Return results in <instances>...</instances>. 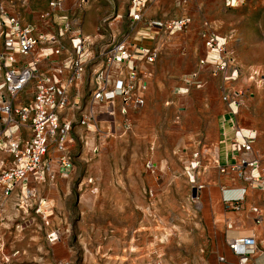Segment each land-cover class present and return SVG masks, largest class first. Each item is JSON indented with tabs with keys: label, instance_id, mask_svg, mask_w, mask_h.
Here are the masks:
<instances>
[{
	"label": "rangeland",
	"instance_id": "1",
	"mask_svg": "<svg viewBox=\"0 0 264 264\" xmlns=\"http://www.w3.org/2000/svg\"><path fill=\"white\" fill-rule=\"evenodd\" d=\"M66 1L52 15H64L69 24H77L74 28L78 24L95 28L103 36L99 40L113 34L115 41L127 36L134 42L144 32L142 24L129 28V0H88L84 9L76 0ZM182 15L207 21L214 33L227 39L225 53L240 56L235 91L241 93V102L235 119L242 126L258 127L252 149L264 178V0H243L233 8H227L224 0H194L186 5L154 0L145 19L163 21ZM199 25H188L171 37L159 35L163 45L156 69L164 75L154 100L161 98L162 106L128 112L126 129L116 102L112 109L91 102L90 80L102 68H98L99 52L107 43L96 46L89 38L85 46L89 60L74 94L78 107L71 114L76 121L93 108L94 116L87 126H78L77 120L71 127L66 147L70 172L65 178L55 175L52 182L29 185L33 196L26 204L20 203L19 191L8 203H3L8 197L0 196L4 251L19 252L11 264H238L228 241L251 235L253 225L247 217L240 220L224 209L217 182L224 174L214 168L216 146H209L204 137L211 133L213 114L218 111L221 118L227 109L223 102L218 110L191 105L204 98L203 89L212 83L207 76L201 89L184 83L203 55ZM153 67L146 71L150 74ZM167 80L188 91L169 90ZM218 87L211 84V93L220 101ZM225 89L231 91L229 83ZM31 91L27 86L15 103L27 102ZM258 193L255 203L264 213V191ZM49 233L55 236L52 241L46 238ZM260 241L261 237L250 262L255 254L264 253Z\"/></svg>",
	"mask_w": 264,
	"mask_h": 264
},
{
	"label": "built area",
	"instance_id": "2",
	"mask_svg": "<svg viewBox=\"0 0 264 264\" xmlns=\"http://www.w3.org/2000/svg\"><path fill=\"white\" fill-rule=\"evenodd\" d=\"M84 2L85 0H79ZM194 0H176V4L186 5ZM63 0H54L48 4L50 10L58 9ZM154 0H129L127 20L129 28L133 29L143 21L146 7ZM243 0H224L227 8L236 7ZM48 13L40 15L45 19ZM190 24V18L181 16L163 21H149L144 27L166 37H171ZM206 27V26H205ZM70 31L68 22L64 24L63 31L53 35H35V29L23 25L14 17L6 16L0 0V193L9 197L14 190L19 191L20 203L26 204L33 196V189L27 187L31 184L42 185L52 182L54 176L65 178L71 170V161L66 147L69 143V133L72 123L61 121L60 116L67 106L66 89L81 78L85 63L89 55L84 50L85 39L79 35L71 37L68 41L73 50V57L67 60L61 69H55L52 74L41 73L37 70L38 60L35 58L27 65L18 66L16 57L30 55L37 45H54L57 38L64 32ZM204 47V56L198 61V67L207 69L212 76L218 73L225 74L227 68L233 66V58L224 51L226 38L219 37L206 30L201 32ZM127 36L115 41L111 37L103 51L99 52L103 66L94 72V88L91 93V102L95 106L113 104L118 101L117 112L127 128L128 112L137 111L144 106V92L146 90V77L148 72L139 74V66L152 65L157 59L161 44L145 49L129 44ZM57 46V45H56ZM63 70L68 71L64 82L60 81ZM253 74L256 75V72ZM236 78L235 68H231L224 80ZM32 83L33 94L31 100L25 105H15V98ZM187 86L200 87L196 80V72L184 82ZM221 101L226 104L227 112L223 123L228 125L225 151L226 159L231 164L216 166L220 174H233L241 179L248 188L264 190V178L259 175V157L254 154L252 145L254 132L243 131L234 121L240 107L241 93L232 90L225 92ZM113 106H110L112 109ZM113 116V111L108 114ZM93 119L92 108L80 116L78 126H87ZM52 148V149H51ZM55 156H49V150ZM54 169V170H53ZM200 188V187H199ZM230 190H223L222 202L227 211L239 212L244 200L243 192L240 194L224 196ZM250 220L255 227L264 223L263 211L252 206L248 209ZM227 229L232 224L226 225ZM49 233L48 241L54 239ZM234 238L228 241L229 250L238 256V264H250L249 256L255 250V240L252 236L242 239V246L249 247L238 250L233 243ZM264 239V238H263ZM18 250L4 251V244L0 236V264H11L18 256Z\"/></svg>",
	"mask_w": 264,
	"mask_h": 264
},
{
	"label": "crops",
	"instance_id": "3",
	"mask_svg": "<svg viewBox=\"0 0 264 264\" xmlns=\"http://www.w3.org/2000/svg\"><path fill=\"white\" fill-rule=\"evenodd\" d=\"M54 0H48V2L46 0H1L2 2V7L4 9V12L6 14V16L8 17H14L17 20H19L23 25H29L32 26L35 29V35H40V34H45V35H53V36H57L58 32H62L63 31V27L64 24L67 22L66 17L63 15L61 17H55V15H52V10H50L48 4L50 2H52ZM78 3V7H83L82 9H84L86 7V2L88 0H85L84 2H80L79 0H76ZM47 2V3H46ZM64 4L65 2L67 3L66 0H63ZM150 5V4H149ZM177 5V4H176ZM40 10H39V9ZM81 9V8H80ZM147 9V7H146ZM146 9L144 11L143 14V21L139 22V24H142V26L144 27V24L146 22L149 21H156V19H145V13H146ZM25 10V11H24ZM80 11V10H79ZM27 13V14H26ZM47 14L48 16L45 19H41L40 15L42 14ZM52 15V17H51ZM182 16H187V15H182ZM181 17V16H179ZM190 18V25H195V23L199 25V38L201 40V49L203 51V55L201 56V58H203L204 56V47H203V41L201 38V32L206 30L208 32H211L215 35H217L216 33L213 32L210 24L205 21H198L195 19V17L192 15L187 16ZM55 19L58 18L55 22L54 20H52L50 22L49 19ZM174 18H178V17H174ZM173 19V18H172ZM80 20V19H79ZM83 21V19H82ZM52 23V24H51ZM79 23V21H78ZM70 25V31L68 32H64V34L60 37L57 38V43L54 45H37L35 50L28 56L26 57H20L17 56L16 57V63L18 66H22V65H27L28 63H30L33 59H37L38 63L36 65V68L39 72L41 73H50L52 74V72L55 69H61L63 67V64L71 59L73 57V50L69 44V39L71 37H74L76 35H79L82 39H85L86 42H84V50L85 52L89 55V53L87 52L85 46L87 43H89V38L92 39V41H95V45L99 46L101 45V42H106L107 44L110 43L111 37H114V35L109 34V36L106 38L105 40H99L101 39L103 36H100L98 34H96L95 32V28H87L82 24H78V27L74 28V26L77 24L76 23H72L69 24ZM206 26V27H205ZM139 27V26H138ZM139 29V28H138ZM144 32L143 33H138V36L134 38V44L138 47L141 48H145V49H150L152 47H154L156 44H162V42H159V35L157 32H152L151 30H148L147 28H143ZM111 35V36H110ZM68 36V38H67ZM218 36V35H217ZM109 38V41H108ZM68 39V40H67ZM104 39V38H103ZM129 44H133L131 41H129V38L127 39ZM106 44V45H107ZM57 45V46H56ZM105 45V46H106ZM2 49V43L0 40V50ZM161 56V50L160 53L157 57V59L155 60L154 67L152 68V70L150 71L152 73V78H151V73L149 74L148 77H146L145 82H146V90L143 94L144 96V106H162L163 100H161V98H157L158 100H154V95L157 93L156 89H160V83L159 80L161 79V77L164 75L163 73H160L157 71V63L156 61L160 59ZM230 56V55H229ZM231 57V56H230ZM233 66L227 68L225 74L223 73H218L215 76H212L209 71L207 69H201L198 67V61L201 59L199 58L196 62V66L194 71H192L190 74H188L189 76L193 73L196 72V80L200 83H202L203 85L201 87H199L198 89H201L202 87H204L205 83H204V77H206L208 80L211 79L212 80V85L213 84H218L219 85V90L221 91V96H220V101H218L217 97H214L211 93V84L209 83V85L203 89V91H205V93L203 92V96L204 98L200 100L199 103H194L191 102L192 106H200L203 110V108L208 107V106H217V110L224 106L226 107V104L222 103L221 101V97L225 94V85L229 83V88H231L232 90L236 89V83L235 80L239 77V75L241 74V67L238 63H241L242 60L240 58V56L236 55L233 56ZM93 60H99L98 56L95 57V59ZM152 64V65H153ZM98 68L102 67V62L98 63ZM147 66V67H151ZM147 67H144L142 65L139 66V74H144L145 72H147ZM231 68H235V72H236V78L229 80L230 82H227L226 80H224V76L229 74V72L231 71ZM68 75V71L67 70H63L62 74L60 76V81L63 83L66 76ZM185 75V76H188ZM94 76V74H93ZM94 78V77H93ZM93 78H91L90 80V85L91 87L93 86L94 88V84H93ZM83 79V75H81V78L76 81L72 86H70L69 88L66 89V96H67V106L65 108V110L62 112L61 116H60V120L61 121H70L73 124L76 123L77 120L80 119V116L78 117V119L75 121L72 117L71 112L75 111L78 107V100L77 97H74V94H76V92H78V85L80 84L79 82ZM150 79V80H149ZM148 80V82H147ZM219 81V82H218ZM227 82V83H226ZM175 84L172 80H167V83H165V85H167V88L169 90H182L183 93L187 90L185 87L181 86V87H177L175 88ZM31 86L32 91L30 93V98L28 99L27 102L22 103V104H16L15 100L17 99V97L23 92H21L14 100V104L15 105H25L27 104L31 98H32V94H33V84L30 83L27 86ZM178 85V84H177ZM26 86V87H27ZM25 87V88H26ZM74 87V88H73ZM24 88V89H25ZM72 88V89H71ZM186 89V90H185ZM191 89V88H190ZM197 89V90H198ZM93 90V89H92ZM193 90V89H191ZM188 91V90H187ZM191 92V91H190ZM153 101V104H152ZM117 103L118 105V101H114ZM114 102L113 104H101L99 106H114ZM164 105H168V102H164ZM190 105V102L188 103ZM88 111V110H87ZM85 111V112H87ZM84 112V113H85ZM218 111H216L211 119V133L205 134L204 137L205 141H207L208 145L212 146L214 144V146H216V150H217V158L215 159V162L218 165H227V164H231L232 160L226 159V148H227V143H226V139H227V135H229L228 133V125L227 123H223V118H224V113L222 114V117L220 118V115H217ZM82 113V114H84ZM92 115L94 116V110L92 108ZM215 117V119H214ZM235 124L237 127L241 128L243 131H249V132H254L255 133V138H254V142L256 140L257 134L259 133L258 127L255 123H250L248 125L242 126L241 123L239 121H236V119L234 118ZM253 142V145H254ZM252 145V148H253ZM221 146H226L221 148ZM216 155V153H215ZM1 157V156H0ZM214 162V163H215ZM216 163L214 165V168L217 169ZM218 170V169H217ZM230 174V175H229ZM229 176H233V174L228 173L226 174V176L224 175L223 178H218L217 182L218 184L221 186L220 190H221V202L223 199V194L222 191L223 190H230L226 193H224V196H231V195H236V194H240V192H243L244 195V200L243 203L241 205V209L239 212H235V211H228L229 214H235L236 216L240 217L242 220V218L244 219V217H247L248 219H250V215L248 213V209L252 206H256L255 203V198L256 196L259 194L258 192H263L264 190L260 191L257 189H251L248 188L246 186V184H244V182H234L233 179H230ZM18 194L17 190H14L13 192L10 193L8 199H6L4 202H10L12 200L13 197H16V195ZM1 196V193H0ZM11 197V198H10ZM1 199V197H0ZM222 205L224 207V209L226 210L223 202ZM260 208V207H258ZM261 209V208H260ZM262 210V209H261ZM227 211V210H226ZM230 221V218L228 219L227 224H232ZM253 225V224H252ZM249 233L255 240V248L257 246V241L258 239L261 237L262 241L264 243V227L263 225L259 226V227H255L252 226L249 229ZM243 237V236H241ZM248 237V236H247ZM264 264V253L263 252H259L257 254H255V256L251 259L250 264Z\"/></svg>",
	"mask_w": 264,
	"mask_h": 264
},
{
	"label": "bare ground",
	"instance_id": "4",
	"mask_svg": "<svg viewBox=\"0 0 264 264\" xmlns=\"http://www.w3.org/2000/svg\"><path fill=\"white\" fill-rule=\"evenodd\" d=\"M74 3V2H73ZM244 237H241L240 238V240H236L235 241V239H233V243L235 244V246H236V248L238 249V250H245V249H248L249 247H246V246H242V239H243Z\"/></svg>",
	"mask_w": 264,
	"mask_h": 264
}]
</instances>
